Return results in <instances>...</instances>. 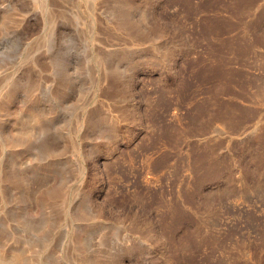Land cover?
<instances>
[{
    "label": "rangeland",
    "instance_id": "1",
    "mask_svg": "<svg viewBox=\"0 0 264 264\" xmlns=\"http://www.w3.org/2000/svg\"><path fill=\"white\" fill-rule=\"evenodd\" d=\"M13 250L264 264V0H0V264Z\"/></svg>",
    "mask_w": 264,
    "mask_h": 264
},
{
    "label": "bare ground",
    "instance_id": "2",
    "mask_svg": "<svg viewBox=\"0 0 264 264\" xmlns=\"http://www.w3.org/2000/svg\"><path fill=\"white\" fill-rule=\"evenodd\" d=\"M50 13V12H49ZM55 57V56H54ZM54 57H53V55H52V58L54 59ZM47 65V64H46ZM45 69V68H44ZM18 111V110H17ZM18 113H19V111H18ZM29 120V119H28ZM41 120V116H40V114H33V115H31V119H30V121L31 122H39ZM41 124V123H40ZM39 124V125H40ZM44 124V123H43ZM35 125V124H34ZM42 125V124H41ZM40 125V127L42 128V126ZM44 126V125H43ZM27 128V127H26ZM25 128V129H26ZM45 129V128H44ZM48 129V128H47ZM42 131H43V129H42ZM45 131H47V130H45ZM11 132V131H10ZM12 135V137H13V139H11L10 141H9V147L11 146V147H13V148H15V147H17L18 145H19V142H20V140H21V136H23L24 137V135H30V133H29V131H25V132H17V133H15L14 131H13V133L11 134ZM45 144V143H44ZM38 145H39V143H38ZM37 145V146H38ZM47 145V144H46ZM47 146H49V145H47ZM50 147H53V145H51V143H50ZM37 148H39L40 150H41V148H42V145H39ZM36 148V149H37ZM11 149V148H10ZM38 152V151H37ZM40 152V151H39ZM40 154V153H39ZM15 160V159H14ZM13 161V160H12ZM13 164H15V163H13ZM13 167V166H12ZM13 172H14V170H13ZM7 178V177H6ZM10 178V182L11 181H13L15 178L16 179H20V180H23V179H21V178H19V177H17V175H11V177H9ZM22 178H24V177H22ZM5 182V181H4ZM53 192V191H52ZM58 192V191H57ZM53 196V195H52ZM57 196V195H56ZM63 196V195H62ZM51 199H53V198H51ZM80 242V241H79ZM32 248H34V247H32ZM79 248L81 249V247L79 246ZM30 249V248H29ZM34 251V250H33ZM8 252V251H7ZM11 251H9V253H10ZM25 258L22 256V253L21 252H19L18 250H13L10 254H9V257H8V259L7 260H5V263L4 264H22L23 263V261H25L24 260ZM31 260V259H30ZM88 260V259H87ZM94 260V259H93ZM92 260V261H93ZM87 262V261H86ZM95 262H96V260H95ZM2 264V263H1ZM92 264H96V263H92Z\"/></svg>",
    "mask_w": 264,
    "mask_h": 264
}]
</instances>
